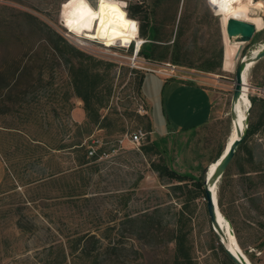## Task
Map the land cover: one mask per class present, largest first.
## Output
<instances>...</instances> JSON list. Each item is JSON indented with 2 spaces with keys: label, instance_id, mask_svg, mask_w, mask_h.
<instances>
[{
  "label": "rangeland",
  "instance_id": "1",
  "mask_svg": "<svg viewBox=\"0 0 264 264\" xmlns=\"http://www.w3.org/2000/svg\"><path fill=\"white\" fill-rule=\"evenodd\" d=\"M99 1L83 0V4L95 13ZM140 1H109L116 2L126 12L123 28L125 34L130 33L134 38H140L141 23L128 17L126 10ZM252 1L257 4L264 0ZM144 2L150 9L146 22L156 29L161 43H154L161 48L172 43L182 19L180 51L191 63L190 67L171 64V49L164 60L149 61L135 54L136 44L129 38L110 48L84 38L85 32L94 30L96 15L95 19L82 17L81 0H0V78H8L5 71L12 73L14 66L22 71L15 76L20 83L11 92L12 102L4 91L0 98V192L17 185L12 172L20 182H26L36 177L43 166L51 165L67 170L65 182L75 180L79 185L77 193L83 194L76 196L75 201L65 199L66 203L52 207L27 206L30 212H24L39 226L34 234H20L11 216L0 218V264H43L39 252L46 237L41 225L46 226V221L59 230L79 232L98 227L104 235L108 230V241L116 246L109 264H175L173 235L177 228L187 234L189 247V261L181 260V264H233L212 229L205 199L191 200L188 191L194 189L192 182L182 184L159 177L151 163L199 177L218 161L219 158L214 159L223 153L235 125L236 111L233 119L230 115L235 65L253 47L264 42V13L250 7L249 18L261 17L263 29L256 31L250 42L234 46L225 42L221 17L207 0ZM29 15L57 32L67 45L78 51V58L64 50L63 59L54 52L47 31L38 30ZM221 46L222 68L216 74L199 72L196 67L212 58ZM67 58L74 65L82 63L92 73L102 76L97 91L103 102L101 105L92 102L100 118H106L102 124L109 122L107 130L99 128L98 123L87 122L83 102L72 93ZM246 81L248 96L264 99V58L254 60ZM194 84L207 86L217 94L216 115L193 135L195 129L164 135L177 128L196 126L205 119L207 110L201 105L202 99L194 94ZM23 93L27 95L20 101ZM236 104L239 112L245 114L251 107V102L248 108L242 105L241 99ZM77 106L84 114L80 124L72 118L76 117L73 109ZM263 113L264 108L256 102L249 121L259 123ZM77 125L83 126L82 130L91 129L89 138L98 139L102 150L110 155L96 161L94 172L92 167L83 166L78 170L80 177L73 172L78 169L73 161L75 155L67 150L44 155L33 147L36 146L33 139L53 146L70 145L79 139ZM138 128L146 132L143 142L136 146L125 143L118 148L115 141ZM263 129L264 124L245 141L226 176L214 187L215 203L219 199L222 203L221 207L217 204L216 214L226 228L222 229L218 220L221 234L230 242L235 238L250 264H264ZM152 142H159L164 152L158 155L146 152L144 148ZM28 145L33 150L30 160L37 161L29 172L25 168L29 159L24 153ZM49 158L52 162H48ZM176 185H181V189ZM7 197L0 196V206ZM130 217L137 221L129 223ZM218 227L215 230L219 232Z\"/></svg>",
  "mask_w": 264,
  "mask_h": 264
},
{
  "label": "trees",
  "instance_id": "2",
  "mask_svg": "<svg viewBox=\"0 0 264 264\" xmlns=\"http://www.w3.org/2000/svg\"><path fill=\"white\" fill-rule=\"evenodd\" d=\"M126 11L128 17L140 21L141 24L138 27L139 37L144 41H149L144 42L141 45L138 54H140L146 60L158 62L160 60H164L167 57L168 51L171 49V64L182 67L191 66V63L187 62L186 60L187 57L184 54H181L180 51V38L182 36L183 26L181 18V20H179L180 24L178 25V30L172 43L162 45V49L160 47L161 45H157L156 43H154H161V41H159L157 38L156 29L153 26L149 25L148 22H146L148 21L147 19L150 13V9H147L144 0H141L139 4H135L132 6L130 5ZM29 17H31L32 22H35L34 24L36 25L38 30L42 31L45 29L47 31V33L49 34V42H53L52 49L54 52L59 53L60 57H64V53H66L65 51L72 52L74 57L79 54L77 50L67 45L66 41L57 32L53 31L45 24L41 23L39 20H37L36 17L31 15H29ZM125 35L132 37L130 33ZM53 37L55 38V40ZM159 48L163 50L161 53L158 51ZM222 60L223 47L221 46L212 58L207 59L200 66L196 67V69L201 73L216 74L217 71L222 68ZM65 61L69 65L68 69L70 74V86L72 88V93L76 98L80 99L83 102V109L87 122H93L94 124L98 123L99 128L101 129L109 126V122H107L105 125L102 124L106 122V118H100V115L98 114L99 110L98 108L93 107L94 103L92 102L93 100H95L94 102L96 105H101V103L103 102V97L100 96L99 91H97L98 86L103 80L102 76L97 73H92L87 67L83 66L82 63H80L79 65H74V63H71L70 59L68 58ZM21 72L22 71H19V66L18 68L14 66V70L12 71V73L10 71H5V73H8L9 75L8 78H0V98H2V92L4 91L5 94H7V100L9 102H12V100L10 99L12 95L11 92L13 91L16 84L20 83L18 77L15 78V76L17 74H21ZM142 77L139 81V86L141 84ZM26 95L27 93H23L20 97V101H24ZM249 100L251 102V107L248 116L246 136L243 141L239 144L234 154V157L237 151L242 148V145H244L245 141L251 136L255 135L257 132H259L260 128L264 124V113L262 114L259 123L256 124L249 121L252 107L256 104V102H259L264 108V99H254L253 97H249ZM8 110L9 109L7 108L6 111ZM76 128L77 137L79 139L68 146L64 147L62 145H47L44 142L33 139V141L36 142V146L33 147L43 151L44 155H48L52 152L61 150H67L69 154L75 155L73 157V161L75 163V167L78 169L74 170L73 172L76 177H80V174H78V170H80L85 165L86 167H92V172L96 171V164L92 163L96 158L87 157L88 146L91 141L89 137L93 131H91V129L89 128L82 130L83 126L81 125H77ZM83 133H85L84 136ZM107 134H110V131H107ZM33 141L30 140L29 142L32 144ZM162 142H164V140ZM30 146L31 145H28V148H26L24 152L25 157H28L29 159V161H27L25 165L27 172L32 171L33 166L36 165L37 162L30 160V155L33 151L29 149ZM144 150L146 152L152 153L153 155H158L164 152V150H162V148L160 147L159 142L151 143V145H149L147 148H144ZM220 155L221 152L215 157L214 161L217 160ZM38 159L40 160L41 158L39 157ZM48 162H52V159H50ZM231 163L232 161L230 162V164ZM229 166L226 168L221 178L226 176ZM151 168L158 174L159 177H166L170 181L173 180L182 184H186L187 181H191L194 186V189H192V191H188L191 200L197 199L199 197L205 199V186L203 183V174L199 177L180 174L168 167L167 165L156 163H151ZM66 175L67 170L65 169H60L58 168V166L45 165L38 170L36 177H30L29 180H27L26 182H20V179H17L15 177V173L12 172L11 176L13 177L17 185L12 186V188L7 191L0 192V196H8L6 202L0 206V218L3 219L7 216H11L13 219V226L19 231L20 234L36 233L38 231L39 226L30 217V215L24 212L25 210H28L30 212V209L27 206L35 205L37 208L41 206L52 207L60 205V203H66L65 199L75 201L76 196H83V194L77 193V186L79 185L75 180L74 183L65 182ZM17 187L20 188V191H17ZM175 187L177 189H181V185H176ZM14 194H16V198L13 197ZM217 203H219L220 207L222 206L220 199L219 201H217ZM132 221H135V219L130 217L128 219V222L130 223ZM45 223L46 226L41 225V227L45 231L46 237L45 241L41 245V251L39 252V255L41 256L40 261L43 264L111 263V256L116 251V246L114 245V243H112V241H108V237L106 235H109L108 230L106 231L105 235L100 233V229L98 227L85 229L79 232H73L70 230L55 229L51 221H46ZM175 232V235H173V240L175 241L176 245L174 263L181 264V260L189 261V247L188 245H186L187 234L183 232L181 228H177ZM103 235L105 237H103Z\"/></svg>",
  "mask_w": 264,
  "mask_h": 264
},
{
  "label": "bare ground",
  "instance_id": "3",
  "mask_svg": "<svg viewBox=\"0 0 264 264\" xmlns=\"http://www.w3.org/2000/svg\"><path fill=\"white\" fill-rule=\"evenodd\" d=\"M207 2L214 8L215 14L221 17L224 37L227 43L229 44H234L235 46L236 44H244V43L237 42L234 38L232 39L228 38L229 35H227L225 31L226 22L228 19L233 18V19L253 23V25H255L256 31L263 29V19L259 16L255 18L253 17L249 18V12H250V7L252 6L254 8L255 7L259 8L260 11L264 13V1H259L257 4L253 3L252 0H247V1L245 0H217L216 3H213L212 0H207ZM95 15H96V24H95L94 30L92 32H85L83 34L84 38L99 41L103 46L110 48V47L120 44L123 41V39L126 37L127 39L129 38L128 40L136 44L135 54L136 55L138 54L141 48V45L143 44V40L140 38H134V37H129L125 35L123 25L125 23L126 12L121 10L120 6L116 2L100 0L95 10ZM101 21H103V23ZM263 49H264V42L259 43L257 46L253 47L250 50V52L245 55V58L247 56H250V57L246 58L247 65H246V68L243 74L244 84L242 86L241 95L239 99L242 100V105L246 106L247 108L249 106L250 101H249V96H248V83L246 81V74L248 70L250 69V67L252 66L253 64L252 61H254L253 59L256 56V54L259 53ZM235 111H236L235 121H234L235 125L227 141L226 147L220 156L224 155V153L228 150L229 145L233 141L238 139L239 130L243 132L245 128L244 119L246 118V114L243 113V111L239 112V107L237 106V104H235ZM217 163L218 161L208 166L210 174L215 171ZM214 187L215 185H213L212 183L209 184V189L211 190L213 201L215 203V188ZM215 211H216V208H215ZM218 216L216 214V219ZM218 220L220 221L219 217L217 219V223H218ZM223 222L224 221H220V223L223 224V225L222 224L220 225L222 229H226L224 228ZM216 232L219 236V241L222 240L226 249H228L230 253H232L235 257L237 258L239 257L240 259H243L244 261L249 263L247 258L244 256V254L241 252V250L237 246L234 237H232V242H230L229 240H226L223 238V235L221 234L220 231L219 232L216 231Z\"/></svg>",
  "mask_w": 264,
  "mask_h": 264
},
{
  "label": "water",
  "instance_id": "4",
  "mask_svg": "<svg viewBox=\"0 0 264 264\" xmlns=\"http://www.w3.org/2000/svg\"><path fill=\"white\" fill-rule=\"evenodd\" d=\"M209 6L212 9H214L210 4H209ZM225 31H226V34L229 35L228 36L229 39L234 38L237 42L248 43V42H250V40L254 36V34L256 32V28H255V25H253V23L231 18V19H228L226 22ZM134 52H135V50H134ZM248 57H250V56H247L246 58H248ZM246 58L244 55L243 58L240 59V61H238L235 65L234 82H233L234 87H233V93H232V97H231V107H230V115H231L232 119L234 117L235 104H236V102H238V100L240 98L242 86L244 84L243 74H244V71H245V68L247 65ZM262 58H264V49L261 50L259 53H257L253 60L258 62ZM252 62H254V61H252ZM249 110H250V107L247 109L246 118L244 119L245 128H244L243 132H241L239 130L238 139H236L235 141H233L229 145V148L224 153V155L220 156L218 163L216 165L215 171L210 174L209 169L206 168V170L203 172V176H204L203 183L205 186L206 211H207V215H208L209 221L211 223L212 229L217 236H218V234H217L215 228L218 227V224H217V219H216L215 208L218 206L217 205L218 203L217 202L214 203V201H213V196H212L211 190L209 189V184L212 183L213 185H216L218 183V181L222 177L224 171L226 170V168L229 166L230 162L232 161L239 144L245 138L246 129H247V120H248V116H249ZM218 230H220V232H222L221 228H219V227H218ZM219 242H220L222 248L224 249V251L226 252V254L229 256V258L233 261L234 264H250V263H247L246 261H244L243 259H240L239 257L238 258L235 257L232 253H230L228 251V249H226L222 240H220Z\"/></svg>",
  "mask_w": 264,
  "mask_h": 264
},
{
  "label": "crops",
  "instance_id": "5",
  "mask_svg": "<svg viewBox=\"0 0 264 264\" xmlns=\"http://www.w3.org/2000/svg\"><path fill=\"white\" fill-rule=\"evenodd\" d=\"M223 36H224V33H223ZM224 40L227 43L225 37H224ZM223 56H224V52H223ZM222 66H223V60H222ZM191 74L195 75V77H199V75H197V73H191ZM181 83H183V82H181ZM192 90H193L194 94L198 95L202 99L201 105L204 106V110H207L205 119L202 122H199V124H197L196 126H192L193 128L192 127L185 128V129L184 128H177L175 131L164 133V135L174 134V133H178V134L186 133V132H191L192 129H195L192 132V135H193L199 129L203 128L206 124L210 123L212 121L213 117L216 115L217 105H218L217 101H219L217 99L218 98L217 94H215L209 87L202 86L201 84H194L192 86ZM78 107L79 106H77V108L75 107L73 109V113L76 112V117L72 116L73 113L71 116H72L74 122L80 124V122H82L84 119V114H83V110L81 108H78ZM83 142H84V140H83ZM93 163H96V162H93Z\"/></svg>",
  "mask_w": 264,
  "mask_h": 264
},
{
  "label": "built area",
  "instance_id": "6",
  "mask_svg": "<svg viewBox=\"0 0 264 264\" xmlns=\"http://www.w3.org/2000/svg\"><path fill=\"white\" fill-rule=\"evenodd\" d=\"M151 72H154V71H151ZM145 137H146V132H144L141 128H138L134 132L128 135L124 134L123 136L119 137V139L116 140L115 143L117 144L118 148H121L125 143H129L131 145L136 146V145H140L145 139ZM101 144L102 143L98 139H94V138L91 139L90 144L88 146L87 157L88 158L95 157L96 158L94 160L95 162L108 158L110 155L106 151L102 150V148L100 147Z\"/></svg>",
  "mask_w": 264,
  "mask_h": 264
},
{
  "label": "snow or ice",
  "instance_id": "7",
  "mask_svg": "<svg viewBox=\"0 0 264 264\" xmlns=\"http://www.w3.org/2000/svg\"><path fill=\"white\" fill-rule=\"evenodd\" d=\"M213 3H216L217 0H212ZM103 6V5H102ZM81 16H89L93 19H95V13L91 11V9H88L86 5L83 4V0H81ZM103 23V21H101Z\"/></svg>",
  "mask_w": 264,
  "mask_h": 264
}]
</instances>
